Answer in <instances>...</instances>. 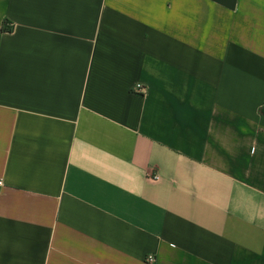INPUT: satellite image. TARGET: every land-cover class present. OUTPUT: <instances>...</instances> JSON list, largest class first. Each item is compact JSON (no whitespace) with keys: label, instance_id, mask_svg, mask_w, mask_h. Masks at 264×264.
Returning <instances> with one entry per match:
<instances>
[{"label":"crops","instance_id":"obj_1","mask_svg":"<svg viewBox=\"0 0 264 264\" xmlns=\"http://www.w3.org/2000/svg\"><path fill=\"white\" fill-rule=\"evenodd\" d=\"M0 179V264H264V0H0Z\"/></svg>","mask_w":264,"mask_h":264},{"label":"built area","instance_id":"obj_2","mask_svg":"<svg viewBox=\"0 0 264 264\" xmlns=\"http://www.w3.org/2000/svg\"><path fill=\"white\" fill-rule=\"evenodd\" d=\"M136 92H140V93H143V86L141 84H138L136 85L135 89H134ZM158 177H156L157 179ZM4 187V183L3 181L0 179V190ZM146 262L150 263V264H154L156 262V257L155 255H148L146 257Z\"/></svg>","mask_w":264,"mask_h":264}]
</instances>
